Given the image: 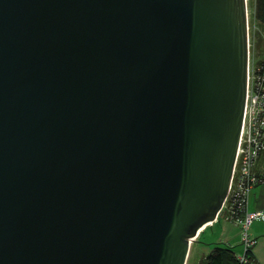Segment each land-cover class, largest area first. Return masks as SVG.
<instances>
[{
	"label": "water",
	"instance_id": "obj_1",
	"mask_svg": "<svg viewBox=\"0 0 264 264\" xmlns=\"http://www.w3.org/2000/svg\"><path fill=\"white\" fill-rule=\"evenodd\" d=\"M249 51L247 0H0V264H186Z\"/></svg>",
	"mask_w": 264,
	"mask_h": 264
},
{
	"label": "built area",
	"instance_id": "obj_2",
	"mask_svg": "<svg viewBox=\"0 0 264 264\" xmlns=\"http://www.w3.org/2000/svg\"><path fill=\"white\" fill-rule=\"evenodd\" d=\"M256 33L249 15L250 51L243 125L229 191L217 216L218 219L224 212L230 220L242 224L244 253L254 245L248 236L251 224L264 222V209L248 213L252 189L264 187V34ZM212 225L205 226L201 232ZM239 260L244 262L245 255L239 256Z\"/></svg>",
	"mask_w": 264,
	"mask_h": 264
},
{
	"label": "rangeland",
	"instance_id": "obj_3",
	"mask_svg": "<svg viewBox=\"0 0 264 264\" xmlns=\"http://www.w3.org/2000/svg\"><path fill=\"white\" fill-rule=\"evenodd\" d=\"M252 2L253 0H247L249 15L253 11ZM253 204L254 193L251 192L248 211L253 210ZM262 231H264V222L254 221L248 230L249 239H257L258 233H264ZM202 232L201 237L192 243L186 264H199L203 256L207 255L212 247L218 244L231 247L237 256L244 254V231L241 223L228 221L220 215L212 226L206 227Z\"/></svg>",
	"mask_w": 264,
	"mask_h": 264
},
{
	"label": "trees",
	"instance_id": "obj_4",
	"mask_svg": "<svg viewBox=\"0 0 264 264\" xmlns=\"http://www.w3.org/2000/svg\"><path fill=\"white\" fill-rule=\"evenodd\" d=\"M252 6H253L252 7L253 11H251V27L252 28L255 27L258 33V34L256 33V35L259 36L261 33L264 34V0H253ZM221 217H225V219L228 221H234V220H230L227 216V213L224 212H222ZM202 233L203 232H200L197 239L201 237ZM251 249L252 248L248 249L244 253L245 261L240 262L239 256L235 254V252L231 247L227 245L224 246L219 244L214 245L211 251L207 255L203 256L199 264H256L252 256Z\"/></svg>",
	"mask_w": 264,
	"mask_h": 264
},
{
	"label": "crops",
	"instance_id": "obj_5",
	"mask_svg": "<svg viewBox=\"0 0 264 264\" xmlns=\"http://www.w3.org/2000/svg\"><path fill=\"white\" fill-rule=\"evenodd\" d=\"M253 193H254L253 210L248 211V213H253L255 212V210H259V209H264V187H256L255 189L252 190V194ZM263 234L262 233L257 234L258 238L254 240V245L252 246V249H251L252 256L256 264H264V235Z\"/></svg>",
	"mask_w": 264,
	"mask_h": 264
}]
</instances>
